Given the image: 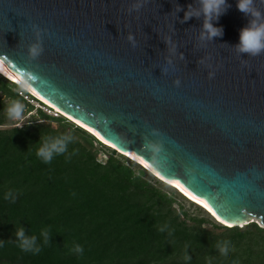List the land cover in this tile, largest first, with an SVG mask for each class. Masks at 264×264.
I'll return each instance as SVG.
<instances>
[{"label": "water", "instance_id": "water-1", "mask_svg": "<svg viewBox=\"0 0 264 264\" xmlns=\"http://www.w3.org/2000/svg\"><path fill=\"white\" fill-rule=\"evenodd\" d=\"M236 3L212 22L223 34L201 40L204 17L184 20L198 0H0V70L32 76L30 91L123 156L146 165L145 138L160 139L157 175L228 227L264 228V54L236 50L251 19Z\"/></svg>", "mask_w": 264, "mask_h": 264}, {"label": "trees", "instance_id": "trees-1", "mask_svg": "<svg viewBox=\"0 0 264 264\" xmlns=\"http://www.w3.org/2000/svg\"><path fill=\"white\" fill-rule=\"evenodd\" d=\"M24 96L47 108L0 75V264H264V228L219 224L109 147L98 161L103 144L61 115L36 108L15 127L5 107L32 112ZM59 135L71 137L66 151L43 162L42 138ZM17 228L38 252L19 247Z\"/></svg>", "mask_w": 264, "mask_h": 264}, {"label": "clouds", "instance_id": "clouds-1", "mask_svg": "<svg viewBox=\"0 0 264 264\" xmlns=\"http://www.w3.org/2000/svg\"><path fill=\"white\" fill-rule=\"evenodd\" d=\"M198 3L199 9L194 10L189 6L188 11L185 12L184 20H187L192 16L202 15L204 17V22L202 24L200 39L209 40L213 37L221 36L223 34L222 28L215 27L212 22L218 20V18L225 13L227 8L226 0H198ZM259 3L264 4V0H259ZM253 5L254 0H237V10L250 16L251 19L249 20L248 26L242 28L239 32L236 50L240 53H247L248 55L255 57L264 54V17H262V13ZM136 7H139V4H137ZM177 11H179V8H177ZM128 39L131 41L132 36L129 35ZM41 50L39 43V30H37L36 42L29 46L28 54L31 58H35L39 56ZM213 75L214 73L210 72L209 78H212ZM29 80H34V78L29 76L28 80H20L18 83L21 88L27 89L29 86ZM175 83L178 85L179 81H176ZM14 90L19 91V89ZM24 111L25 106L18 100H12L5 107L7 118L14 121L22 122ZM21 126L22 123H17L15 125V127ZM149 135L159 138L162 133L158 129L152 128L149 130ZM70 139L71 137L64 135L42 138L41 144L36 151V156L43 162L47 163L54 155H60L66 151V146ZM143 150L150 154V159H147L148 163L146 164V167H148L149 171L155 173L160 169L161 161L164 159L161 155L163 151L162 141L160 139L149 140L145 138ZM135 175L139 176L140 173L137 171ZM10 197H12L11 192H6L4 194L5 200ZM12 198L14 199V197ZM15 235L19 242V247L22 250L34 252L39 251L38 247H34L36 244L35 236L26 237L23 228H17ZM73 250L80 253L82 248L79 245H76ZM220 251L225 257L229 255V247H221Z\"/></svg>", "mask_w": 264, "mask_h": 264}, {"label": "bare ground", "instance_id": "bare-ground-1", "mask_svg": "<svg viewBox=\"0 0 264 264\" xmlns=\"http://www.w3.org/2000/svg\"><path fill=\"white\" fill-rule=\"evenodd\" d=\"M0 74L3 75L5 78L9 79L11 82H14L16 84L19 85V81L16 80V79H13L11 78L10 76H8L7 74H5L4 72H2L0 70ZM20 86V85H19ZM26 90V89H25ZM27 90L35 95L39 100H41L42 102H44L45 104H47L49 107H52L54 108L56 111L60 112L62 115L66 116L67 118H69L71 121H73L74 123L78 124L79 126L83 127L85 130H88L89 132L91 131V133L95 134L104 144H106L107 146H110L116 150H118L120 153H123L121 152L117 147L107 143L106 141L102 140L94 131L88 129L87 127L81 125L80 123H78L77 121L71 119L69 116L65 115L64 113H62L59 109H57L56 107H53L52 105L48 104L46 101H44L43 99H41L40 97H38L36 94H34L32 91H30L28 88ZM127 157L131 158L132 160L136 161V162H139L141 163L139 160L135 159L133 156H131L130 154H126ZM144 167H146V165H144L143 163H141ZM148 169V167H146ZM152 172V171H150ZM153 173V172H152ZM155 176L159 177L160 179H162L163 181H165L166 183L169 184V186L171 187H176L177 189H179L183 194H185L187 197H189L191 200L195 201L197 203V206H200L201 208H203V210H205L206 212H208V214L213 217V219H215L216 221H218V223H224L228 226H233L235 225V223H232V222H229V221H226L225 219H223L221 216H219L211 207L209 204H207L205 201L203 200H200V199H197L195 198L194 196L190 195L189 193H187L186 191H184L183 189H181L176 183L172 182V181H168V180H165L163 179L162 177H160L159 175H157L156 173H153ZM197 201H200V203H198ZM223 221V222H221ZM253 222H257L255 221V219L253 220ZM239 226H243L242 224H239Z\"/></svg>", "mask_w": 264, "mask_h": 264}, {"label": "rangeland", "instance_id": "rangeland-1", "mask_svg": "<svg viewBox=\"0 0 264 264\" xmlns=\"http://www.w3.org/2000/svg\"><path fill=\"white\" fill-rule=\"evenodd\" d=\"M24 99H26V101H28L31 105L34 106V110H33L32 112H30V113H25V114L23 113L22 122H21V121H14V120H12V123H14L15 125H16L17 123H22V124H24V122L27 121V120L29 119L30 116H32V115L35 114V109H36V108H41V109H42L44 112H46L48 115L56 116V114H54V112L48 110L47 108H44V107L40 106L37 102L31 100V99L28 98L27 96H24ZM104 146H105V145H103V147H104ZM103 147L98 146V145L94 146V149H98L97 160L100 161V162H105V161H106V158H107V156H108V152H109V150H107V146H105L104 148H103ZM148 174H149V173H148ZM149 176H151V175L149 174ZM151 177H152V176H151ZM153 178H154V177H153ZM185 208H187V207H185ZM192 212H193V210L190 209V210H189V213H192ZM192 215H194V214H192ZM254 223H256L259 227H262L261 224H259V223H257V222H254ZM262 228H263V227H262Z\"/></svg>", "mask_w": 264, "mask_h": 264}, {"label": "snow or ice", "instance_id": "snow-or-ice-1", "mask_svg": "<svg viewBox=\"0 0 264 264\" xmlns=\"http://www.w3.org/2000/svg\"><path fill=\"white\" fill-rule=\"evenodd\" d=\"M254 191V190H253ZM249 195V193L248 192H246V193H244V196L243 197H247ZM198 203H200V201H197ZM221 222H223V221H221Z\"/></svg>", "mask_w": 264, "mask_h": 264}]
</instances>
